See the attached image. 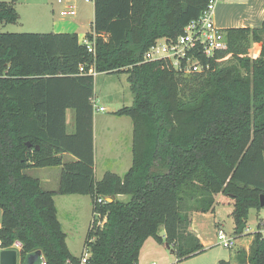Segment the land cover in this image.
<instances>
[{"label": "trees", "instance_id": "obj_1", "mask_svg": "<svg viewBox=\"0 0 264 264\" xmlns=\"http://www.w3.org/2000/svg\"><path fill=\"white\" fill-rule=\"evenodd\" d=\"M16 1H0V25L18 21ZM209 2L94 0L95 53L76 32L0 30V240L4 249L21 244L20 264L38 251L48 264H80L82 254L67 245L56 193L92 198L87 264H139L150 237L171 246L178 261L204 252L190 231L191 212L213 213L218 194L233 200V233L246 234L250 210L264 207V22L225 29L228 47L212 57L196 50L209 66L202 73L186 74L166 58L144 60L158 39H176ZM93 64L97 73H127L134 96L114 112L132 118V165L100 180L95 76L80 71ZM47 167H61L57 190L27 172ZM237 263L264 264L260 224Z\"/></svg>", "mask_w": 264, "mask_h": 264}, {"label": "rangeland", "instance_id": "obj_2", "mask_svg": "<svg viewBox=\"0 0 264 264\" xmlns=\"http://www.w3.org/2000/svg\"><path fill=\"white\" fill-rule=\"evenodd\" d=\"M74 1L75 0H73V2ZM74 3H76V15L63 16V4L57 2V0H17L15 7L19 14L18 21L13 23H2L0 25V30L4 32L37 33L75 31L80 36L91 33V25L94 17V0L89 2L85 0H76ZM34 4H37V8H34ZM59 18L63 20L62 22L67 23V26H69V24L76 25L78 30H74L75 27L71 28L73 30H58L54 27L53 23ZM252 48V52L255 54L256 46ZM133 97L127 73L102 72L95 75L93 98L97 106H102L106 109L105 112L98 110L94 111V121L96 124V143L94 147L98 162V167L95 170V177L97 179L102 177V171L104 170L124 175L128 167L132 164V118L130 116H125L120 119L121 121L112 124L104 120L105 117H103V114L110 115L124 106L132 105ZM74 113L75 111L71 108L67 110V130L70 133L75 130ZM56 189H58V186ZM77 198L79 199L75 198L74 201H71V198L70 201L66 203L58 200V209L59 215L63 220L62 223L67 234V241L69 242L70 249L76 256H80L84 244L85 220L87 217L85 214L88 212V217L92 215L89 207L91 206L90 197L86 195ZM84 200H89L87 202L89 205H87ZM216 200L213 213L216 221L212 223L208 222L207 225L202 226V228L210 226L209 229L214 232L216 224L219 221L226 231L233 233L235 226L233 200L223 194H218ZM70 204H74L77 209V211H73L74 215L72 217L69 211ZM259 224H264V207L250 210L247 226L245 228L246 231V229L250 227V232L249 234L239 237V246L249 241L251 235L258 230ZM261 230L264 233V225H262ZM235 249L228 250L220 245H216L206 249L204 252L178 261L176 255L171 253L166 243L160 244L156 239L150 237L145 241L140 251L139 264H153V262L156 264H220L221 260H230V255L234 254ZM34 253L35 252L30 253V256L26 258V264L41 263L42 256L37 255V261H35L34 257H32ZM18 264H20V262Z\"/></svg>", "mask_w": 264, "mask_h": 264}, {"label": "built area", "instance_id": "obj_3", "mask_svg": "<svg viewBox=\"0 0 264 264\" xmlns=\"http://www.w3.org/2000/svg\"><path fill=\"white\" fill-rule=\"evenodd\" d=\"M87 2L92 0H85ZM219 0H210L207 7L203 10L201 15L188 23L184 32L176 39L160 38L151 48L145 53L144 60H155L160 58L169 59L173 66L179 71H183L186 74L189 73H202L205 72L209 66L202 63L197 55L196 50H200L206 57H212L218 50H224L228 47L225 32L222 28L218 27L214 21L216 4ZM63 4V16L76 15V4L73 0H58ZM92 38L85 35L81 38V44H84L91 53H95V38L94 31L91 33ZM81 73L90 74L95 76L97 70L95 65H91L88 70L84 69V66H80ZM93 109L103 111L105 108L97 106L94 98H92ZM108 199L99 197V203H106ZM99 217V213L96 214ZM106 217L100 219L97 224L103 225ZM249 231V227L245 233ZM245 235V234H244ZM244 235H236L226 231L223 227H219L216 233L217 245L224 247L228 250H233L238 246L239 237ZM14 248L19 252L21 244L15 243ZM4 248L0 240V252ZM91 255L89 248H84L82 257L80 258V264H87V260ZM40 264H48L44 256ZM66 264H73L71 259L66 261ZM153 264H156L153 262Z\"/></svg>", "mask_w": 264, "mask_h": 264}, {"label": "crops", "instance_id": "obj_4", "mask_svg": "<svg viewBox=\"0 0 264 264\" xmlns=\"http://www.w3.org/2000/svg\"><path fill=\"white\" fill-rule=\"evenodd\" d=\"M3 1H7V0H3ZM57 2H58V0H57ZM74 2H76V0ZM36 5L37 4H34V8H37ZM53 12H54V10H53ZM94 17H95V7H94ZM94 17H93L92 25L94 22ZM62 21L63 20H61L60 18L57 19V21H55L53 23L54 27H56L58 30H73L71 28L75 27L74 30H78L76 25L69 24V26H67V23H64ZM214 21H215V24L218 27L222 28L223 30L227 29V28H231V27H252V28L260 27L262 25V23L264 22V0H219L216 4ZM92 25H91V28H92ZM66 32H69V31H66ZM73 32H75V31H73ZM40 33H45V32H40ZM83 36H85V35H81V36L79 35L80 38H82ZM105 111H106V109H104L102 112H105ZM66 116H67V113H66ZM125 116H127V115H117L115 113H112L110 115L109 114H103V117H105L104 120H106L112 124H115L116 122L121 121L120 119H122ZM74 121H75V113H74ZM93 130H94V145H95V143H96V140H95V130H96L95 121L93 122ZM118 132H120V131H118ZM131 140H132V145H133V134H132ZM132 155H133V153H132ZM65 159L71 160V159H74V157L69 155V154H65ZM132 160H133V158H132ZM97 167H98V162H97V158L95 155V170L97 169ZM129 168L130 167H128V169ZM27 172L33 176L38 177L42 183V186L45 189L57 190L56 187L59 185V180H60V175H61L60 174L61 167H47V168H36V169L34 168V169L28 170ZM105 172H106V170L102 171V177H103ZM100 179H97V180H100ZM80 196H86V195L59 194V193H56L54 195V200H55L57 210H58V217H59V220L62 224L63 230H64V226L62 223L63 220L61 219V217L59 215L58 200H60V202L66 203L67 201H70L71 198H72L71 201H74L75 198L79 199L77 197H80ZM88 196L90 197L91 206H89V207L91 209V215H92V209H93L92 198L90 195H87V197ZM84 201H86V200H84ZM88 201H86V203ZM87 205H89V204L87 203ZM74 210L77 211L75 205L70 204L69 211H70L71 217L74 215V212H73ZM213 213H211V212L204 213V212H200V211H192L191 212L190 231L198 236V238L200 239L201 243L203 244V246L205 248V251H206V249L212 248V247L217 245L216 232H217V229L219 227H223L221 222L218 221L216 224V229L214 232H212L209 229L210 226H207L208 228L207 227L202 228V226H206L208 222L212 223L213 221H216L215 215ZM77 216H78V214H77ZM85 216H87V217L85 220L86 221V225H85L86 227L84 230V232H85L84 242H85V236L87 234L89 224L91 221V217H92V216L88 217V212H86ZM85 216H84V218H85ZM260 225L262 227V225H264V224H260ZM249 232H250V227H249V231H247L246 234H249ZM160 233L164 237L165 231L162 230ZM253 237H254V233H253V235H251V237L247 243L241 244L240 246L238 243V247L234 250V254L230 255L231 259L228 260L230 262V264H238L237 263V251H239L241 249L248 251L250 248V245L252 243ZM67 239L68 238H67V234H66V241H67ZM156 241H158V240H156ZM159 243L162 244V243H166V242H159ZM67 245L70 249V245H69L68 241H67ZM166 245L168 246L167 243H166ZM168 247H169L171 253L174 254L172 247L171 246H168ZM83 250H84V244H83L82 252H83ZM70 251H71V249H70ZM35 254H36V252L33 254L34 257L36 256ZM72 254L75 255L73 252H72ZM41 256H43V255H41ZM19 257H20V255L18 253V263L20 262ZM77 257H79V256H77ZM35 260H36V257H35Z\"/></svg>", "mask_w": 264, "mask_h": 264}, {"label": "water", "instance_id": "obj_5", "mask_svg": "<svg viewBox=\"0 0 264 264\" xmlns=\"http://www.w3.org/2000/svg\"><path fill=\"white\" fill-rule=\"evenodd\" d=\"M261 205H264V195H261ZM169 246V245H168ZM35 254L36 260L37 261V255L41 256L42 252L38 251ZM34 257V256H32ZM34 257V259H35ZM39 263V262H38ZM0 264H18V251L16 249H3L0 252Z\"/></svg>", "mask_w": 264, "mask_h": 264}]
</instances>
